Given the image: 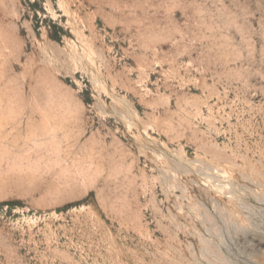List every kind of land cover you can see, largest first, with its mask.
<instances>
[{"label": "rangeland", "instance_id": "obj_1", "mask_svg": "<svg viewBox=\"0 0 264 264\" xmlns=\"http://www.w3.org/2000/svg\"><path fill=\"white\" fill-rule=\"evenodd\" d=\"M0 264H264V0H0Z\"/></svg>", "mask_w": 264, "mask_h": 264}]
</instances>
